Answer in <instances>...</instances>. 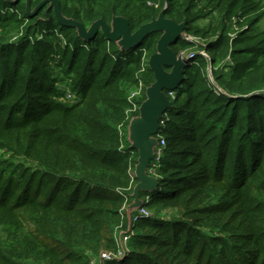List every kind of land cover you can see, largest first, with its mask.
Returning a JSON list of instances; mask_svg holds the SVG:
<instances>
[{
  "label": "trees",
  "instance_id": "16d2710c",
  "mask_svg": "<svg viewBox=\"0 0 264 264\" xmlns=\"http://www.w3.org/2000/svg\"><path fill=\"white\" fill-rule=\"evenodd\" d=\"M42 1L0 0V264H264V0H58L87 28L164 11L191 37L137 222L129 125L162 31L123 50Z\"/></svg>",
  "mask_w": 264,
  "mask_h": 264
},
{
  "label": "water",
  "instance_id": "95a60500",
  "mask_svg": "<svg viewBox=\"0 0 264 264\" xmlns=\"http://www.w3.org/2000/svg\"><path fill=\"white\" fill-rule=\"evenodd\" d=\"M54 7L58 21L67 26L77 28L78 34L84 40L94 38L99 32L110 41H116L123 50L136 47L145 37L157 31H162L157 43V51L149 57V67L153 71L155 81L146 88V99L139 107L140 115L132 118L129 125V139L132 147L138 150V163L135 166L134 177L138 179L133 192L132 208L142 205L140 190L150 191L157 184V178L147 172L151 161L155 158V147L158 145V134L161 119L172 102L166 91L176 89L184 78V68L187 58L177 55L171 45L184 35L185 22L179 23L166 18L161 11L158 18L143 24L136 32H131L128 20L122 16H114L111 25L104 19L94 21L89 28L83 23L66 18L62 14L58 0H43L34 13L44 4ZM29 10V5L27 6Z\"/></svg>",
  "mask_w": 264,
  "mask_h": 264
},
{
  "label": "built area",
  "instance_id": "2783aa9c",
  "mask_svg": "<svg viewBox=\"0 0 264 264\" xmlns=\"http://www.w3.org/2000/svg\"><path fill=\"white\" fill-rule=\"evenodd\" d=\"M184 36H185V38H187V39H190V38H191L189 35H186V34H184ZM180 55H181L182 57H185V58L188 59V57H189L191 54H186V53L182 52ZM138 92H139L138 90H137V91H134V92L131 94V97L135 96V94H137ZM169 95H171L172 97L175 96L173 90H171V91L169 92ZM67 97H68V98H73L74 95H73L71 92L68 91V92H67ZM163 122H164V121L161 120V125H163ZM164 144H165L164 139H161V140H160V145L163 146ZM161 150H162V148H161V147H158V149H157V157H159V155H160V153H161ZM155 156H156V155H155ZM132 175L134 176V172H132ZM148 215H149V210H148L146 207H142V206H140V208L138 209V212L133 216V221H134V222H137L138 219H139L140 217L148 216ZM129 231H130V233H125V234L122 236V238L120 239V246H121V249H123L124 247H127V243H128V241H129V239H130L132 233H133L132 230H129ZM121 249H120V251L118 252L117 255L112 254V253L110 252V253H104V254L102 255V257L105 258V259H107V260H108V259H114V258H121V257L124 255V252L121 251Z\"/></svg>",
  "mask_w": 264,
  "mask_h": 264
},
{
  "label": "rangeland",
  "instance_id": "374dc122",
  "mask_svg": "<svg viewBox=\"0 0 264 264\" xmlns=\"http://www.w3.org/2000/svg\"><path fill=\"white\" fill-rule=\"evenodd\" d=\"M260 26H264V19L260 22ZM79 98H75L73 101H68V104H73L74 102L78 101ZM149 214H150V210H149Z\"/></svg>",
  "mask_w": 264,
  "mask_h": 264
}]
</instances>
